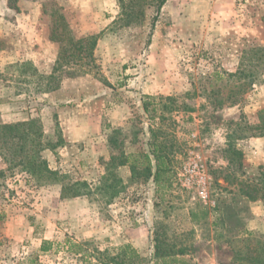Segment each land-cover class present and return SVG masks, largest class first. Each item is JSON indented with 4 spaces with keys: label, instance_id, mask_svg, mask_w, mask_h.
<instances>
[{
    "label": "rangeland",
    "instance_id": "obj_1",
    "mask_svg": "<svg viewBox=\"0 0 264 264\" xmlns=\"http://www.w3.org/2000/svg\"><path fill=\"white\" fill-rule=\"evenodd\" d=\"M27 1L0 0V105H13L18 121L10 123L28 122L19 119L33 114L43 140L58 142L40 154L58 175L40 185L0 157V264H154L156 244L185 264H243L244 239L264 241L263 201L239 192L264 172V136L253 129L264 125V67L252 52L264 47V0H233L231 15L224 1L220 12L226 17L217 22L195 18L206 7L202 0H180L164 14L160 10L153 27L155 9L147 4L138 8L143 20L126 26L118 0H91L96 10L77 16L72 8L78 0H38L41 25L28 30L20 22V32L4 27L5 6L24 10L32 6ZM64 3L71 6L69 20ZM65 24L74 39L97 36L96 67L84 54L80 62L64 63L56 72L59 88L45 93L40 76L51 74L57 56L45 58L41 40L55 43L58 55ZM239 69L257 74L243 93L239 86L248 78L233 75ZM71 79L79 80L77 89L62 90ZM98 95L105 104L85 108L96 115L85 120L97 123V132L89 142L70 143L71 112ZM145 97L159 106L172 97L175 104L152 121L142 109ZM6 121L0 113V124ZM151 141L162 146L170 166L166 183L158 186L144 171ZM228 148L241 152V159ZM121 153L136 159L134 172L129 164L109 162ZM195 163L205 176L203 197L197 186L183 185V178H195L182 176L184 168ZM76 182L86 184L79 188L86 194L62 199L61 188ZM65 239L88 255L68 253ZM42 240L59 246L43 254Z\"/></svg>",
    "mask_w": 264,
    "mask_h": 264
},
{
    "label": "trees",
    "instance_id": "obj_2",
    "mask_svg": "<svg viewBox=\"0 0 264 264\" xmlns=\"http://www.w3.org/2000/svg\"><path fill=\"white\" fill-rule=\"evenodd\" d=\"M167 1L168 0H118L121 7L120 19H123L124 25L126 26L132 23L141 22L144 13L143 10H139L138 8L147 4L155 9L156 16L153 19V27L158 13ZM62 35L64 36L63 41H58L56 36H51V40L60 42V45L51 74L47 77L40 76V80L45 81V93L53 92L59 88L61 78L56 76V72L64 63L69 62L72 64V61L80 62L82 61L81 55L84 54L85 59H89V62L92 63V68L96 67L92 57L97 43V36H89L85 39H74L67 24L62 26ZM252 52L260 59L258 61V66L260 68L264 67V47L253 49ZM66 53H69V60H66L65 58ZM86 65H88V62ZM247 66L251 68L253 64L248 62ZM85 74L86 73L84 72L82 74L71 75V77ZM239 74L244 75V72L239 69L233 75ZM244 76L248 78V82L239 86L240 93H243L247 87L254 83L257 74L249 72L248 74L245 73ZM164 100L169 106L166 104L159 106L160 104L158 102L156 103L153 98L145 97V100L142 101V109L149 119L152 121L155 120L157 115H161V108L166 109L167 107H173L175 104V99L172 97H166ZM258 128L261 130L257 135L261 137L264 136V125L256 126L253 129ZM115 134H117L116 131L108 139L111 148L116 145ZM43 139V132L38 127V122L34 119H30L25 123L0 124V157L13 167H21L37 184L42 185L46 183H54L57 181L56 177L58 174L48 168L46 161L41 158L40 154L45 149H54L58 142H56V144H50V142L44 141ZM148 146V152L143 155L145 161L144 171L148 177H152V181L155 185L158 186L165 184L168 179L167 174L170 171L169 162L165 155L166 152L162 146L155 141L149 142ZM227 152L236 159H241L242 157L241 152L234 148H228ZM135 161L136 159L130 161V156H125L122 153L119 156L111 155L109 159V162L113 164L115 163L116 166H125L129 164L131 173L134 172ZM237 167H242L241 162H238ZM256 180H252L247 184L244 183L245 185L239 188V192L248 201L253 202L261 200L264 203V172H261L259 178ZM85 185L84 182H76L75 184L69 185V187L63 186L61 188L60 197L64 199L85 195L86 192L79 191V188H85ZM244 241L248 243L246 258L243 264H264V241H259L251 236H247ZM63 244L66 246L68 253L69 251H72L74 254L81 253L82 256L86 255L81 252V245L74 244L68 239H65ZM53 246L59 245L50 241L42 240L39 251L43 254L47 253L52 250ZM172 256V254H169L160 248L158 244L155 245L154 264H185L183 259L178 260L177 258H172ZM111 261H115V258H111Z\"/></svg>",
    "mask_w": 264,
    "mask_h": 264
},
{
    "label": "crops",
    "instance_id": "obj_3",
    "mask_svg": "<svg viewBox=\"0 0 264 264\" xmlns=\"http://www.w3.org/2000/svg\"><path fill=\"white\" fill-rule=\"evenodd\" d=\"M8 1V0H7ZM33 1L35 3H33ZM31 0V7L25 8L24 10H20V8H12L9 5L5 6V11H3V26L6 27L7 29H14L17 28L18 32L22 31V26L20 25V22L25 23L26 28L29 30L30 28H36L37 24H42V19H43V11L41 6L38 5V3L36 1L38 0ZM64 1H68V0H64ZM71 1V0H70ZM91 0H78L75 3V7L74 8L72 5V9L73 11H75V15H79L80 12L82 15H85V13L87 12L88 9H92L93 11L96 10L94 7H90L89 5H92L90 3ZM180 0H168L165 5L162 7V11L164 14V11L166 9H168V7L173 6L174 4L179 3ZM227 2L229 3V12L228 15H231L232 12V3L233 0H202L201 4L206 5V7H204V10H202L201 12L195 14V18L198 19L199 21H201L200 18H209V17H213L215 20V22H217L219 20V16H221L222 18L226 17V14H223L220 12L221 10V3L223 2ZM28 1L25 0V4H27ZM36 5H38L39 7H37ZM69 7L71 6H66L64 3V15L67 18V20H69V15L71 16L72 13L69 12ZM176 14V13H175ZM7 15V16H6ZM37 15V16H36ZM14 16L16 17V19H14ZM45 16V15H44ZM175 17V16H174ZM45 19H47V17H45ZM74 19V18H72ZM179 21V20H178ZM18 23V25H17ZM20 28V29H19ZM37 30V29H36ZM29 40V39H28ZM34 40H36V38H34ZM50 40V39H49ZM48 38L41 40V47H44V49L47 50V52H45L44 57H51V60H54L57 56V45L55 43H52L51 41H49ZM39 53L37 52V54L34 55L33 61H35L38 57L36 55H38ZM31 59V58H28ZM28 59H23V60H28ZM22 61V60H21ZM79 84V80L78 79H74V80H66L64 82H62L61 84V89H66V90H71V91H75V89H77V85ZM62 89V90H63ZM105 92H103L104 94ZM52 94V93H51ZM102 94H100L101 96ZM99 95L97 97H94L92 99L90 98H86L82 103H80L78 105V108L75 109L74 112H71V116L69 117V142L70 143H81V142H86L89 138H91V133L92 131L97 132V129L99 128V126L97 125V123H92L91 121V127L89 126L87 120L88 116H90L91 119L89 120H96L97 118L95 117V114H89L86 113L85 108L89 105V103L93 104V105H98L101 106L102 104L104 105L105 103V98L104 100L101 99ZM95 103V104H94ZM13 106V105H12ZM11 105H0V113L2 114L3 118H7V123L10 122H14V121H18L16 116L17 115H12L11 114V110L13 109ZM8 113V115H4ZM11 114V115H10ZM69 115V116H70ZM33 114H27L25 117H22L21 119H19V121H28L29 119H32ZM90 136V137H89ZM89 142V140H88ZM81 157H84V152H81Z\"/></svg>",
    "mask_w": 264,
    "mask_h": 264
},
{
    "label": "built area",
    "instance_id": "obj_4",
    "mask_svg": "<svg viewBox=\"0 0 264 264\" xmlns=\"http://www.w3.org/2000/svg\"><path fill=\"white\" fill-rule=\"evenodd\" d=\"M186 174H189L188 177L195 176L193 179H186L183 178L184 180V186L186 185L187 187H193L197 186L198 193L200 197H203L206 192H205V176L202 171L201 166H198L196 163L191 166V169L184 168L182 172V176H185Z\"/></svg>",
    "mask_w": 264,
    "mask_h": 264
}]
</instances>
